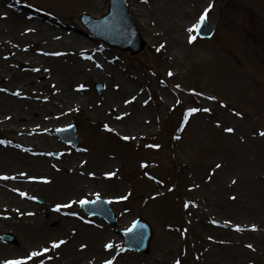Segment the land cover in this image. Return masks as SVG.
Wrapping results in <instances>:
<instances>
[{"label": "bare ground", "instance_id": "1", "mask_svg": "<svg viewBox=\"0 0 264 264\" xmlns=\"http://www.w3.org/2000/svg\"><path fill=\"white\" fill-rule=\"evenodd\" d=\"M188 1H198L202 9L211 4L208 12L212 15L218 13L216 0L203 3L199 0H164L158 5L153 0H129L130 10L139 23L146 25L154 42L164 45L165 54L176 60L188 42L189 32L184 23L188 16L185 8ZM254 1L264 3V0ZM82 4L91 10L102 8L100 0H82ZM237 5L238 0H226L230 15L236 11ZM155 11L166 16H159ZM177 14H182L184 20ZM228 29L238 48L240 41L235 28L231 24ZM94 52L93 44L51 14L14 0H0V141L4 142L0 143V174L9 180L0 181V194H7L0 195L7 199L6 202L0 201V230L16 224L19 233L24 235L25 243L21 250L26 253L23 256L41 252V256L35 257L38 264L41 261L43 264H88L90 258L104 255L116 256L118 259L114 264H177L184 248L176 228L157 244L155 254L149 260L140 263L133 261L135 256L127 252L106 248L105 245L111 242H107L109 235L101 226L93 223L88 227L81 223L82 218L76 212H67L74 207L76 196L81 194L87 183L97 190L117 187L114 196L122 188L114 171V160L98 144H90L80 157L72 155L69 164H53L44 155L47 148L55 145L46 136L48 129L75 113L82 115L84 136L88 135L91 122H99L105 132L143 137L151 131L155 115H158L155 104H166V92L157 81L143 83L131 70H115L109 63L110 58L93 55ZM6 53H10L9 57L5 56ZM222 61L216 59L215 63L228 70V63ZM23 62L30 64L37 74L48 75L42 83L48 86L46 101L41 83L33 80L22 84L25 79L16 63ZM90 78H96L106 86V95L100 100L79 87ZM10 79L18 84H10ZM2 88L6 92H2ZM24 107L30 109L32 116L29 120L25 119ZM216 111L218 113L219 110ZM28 121L31 124L26 127ZM257 140L260 142L261 139ZM205 158V155L200 156L192 164L176 159L185 169L190 188L198 192L205 209L185 219L192 263L264 264V202L253 198L255 191L261 192L260 169L238 150L232 157L221 161L206 162ZM217 164L221 167L217 168ZM20 165L24 166L10 172V167ZM85 166L89 168L86 170ZM23 169L26 171L22 172ZM106 173L113 175L107 176ZM24 179L30 184L22 183ZM25 190L28 194L39 191L49 200H58L63 217L57 219L54 228L48 229V221L30 210L28 205L31 204L21 200V193L28 195ZM209 207L235 211L236 215L240 211L252 219L236 216L239 219L236 220L232 215L219 219L216 215H209ZM6 216L11 220H5ZM51 216V220L57 218L56 215ZM111 239V244L115 245ZM41 240L46 243L42 244ZM54 242L57 247H53ZM0 248L3 247L0 245ZM5 261H11L10 257L0 254V264H5Z\"/></svg>", "mask_w": 264, "mask_h": 264}, {"label": "rangeland", "instance_id": "2", "mask_svg": "<svg viewBox=\"0 0 264 264\" xmlns=\"http://www.w3.org/2000/svg\"><path fill=\"white\" fill-rule=\"evenodd\" d=\"M14 1L52 14L56 20L67 24L93 46H96V54H93L98 55L101 53L110 58L109 62L114 63L113 69L120 72H124V69L131 70L134 75L142 79L143 83L149 84L155 80L163 86V90L166 92V104H155L158 115H155L151 131L141 137L139 143H137L136 138H134L132 145L125 144L118 138L116 139L118 143L115 145H119L117 150L120 151L118 155L121 157V161L120 159L116 160V165H120V172L118 171V173L121 174L120 180L122 183V188L117 191V194L120 195L118 197H126V199L112 201L111 198H115L114 194L117 187L110 188V190H97L96 187L88 183L81 190V194L76 196L75 202L77 205L75 210L73 208L71 210L77 211L84 222L94 223V220H96L109 235L106 237L107 242L112 243L111 238H113L114 247L127 251L131 254L130 256H135L132 258L133 261L143 263L155 254L157 244L170 233L169 227L182 224L183 227L178 228V234L181 240L184 239L182 245H185L186 252L185 256L179 259V263L188 264L193 261L191 245L186 238L185 219H190L192 215H196L205 209L201 199L197 196L198 192L190 188L185 169L182 168L180 162L176 161L178 158L189 164L204 155L206 162L221 161L227 157H232L235 150L242 151L249 160H252L251 163L255 165L254 167L260 169L261 192L255 191L253 198L264 202V135H261L264 132L263 2L238 0L239 6L237 5L236 11L234 10L233 14L230 15L226 0H216L218 2V13L212 15L207 12L206 15L208 23L217 27L214 36L210 39H200L196 33H192L197 36L196 41L192 44L187 42V46L182 49L176 60L166 55L165 51L160 48L158 41L154 42V38L147 33V26L139 23L130 10L131 3L129 0H126L128 13L146 42L145 48L133 56L98 40L79 21L81 12L88 13L93 17L104 14L108 8V0H100L102 8L98 11L87 7L82 8V0ZM153 1H156V5H158L164 0ZM199 1L203 3L205 0ZM63 2L69 7H64L66 5H63ZM34 4L39 8L35 7ZM48 4H52L56 7L54 9L60 13L49 11ZM142 5L144 6V4ZM145 7L148 9L149 5H145ZM185 8L188 16L184 23H186L188 29L197 23L206 8L202 9L203 6H200L198 1L196 3L188 1ZM155 13L159 16H166L161 11L159 13L155 11ZM68 14H73V17ZM177 16L179 19L184 20L182 14H177ZM231 24L241 38L238 48L232 41L231 32L228 29L231 28ZM189 35L191 34L189 33L188 37ZM37 47L39 46L34 48ZM158 48H160L159 51H157ZM216 59L227 62L230 68L228 70L221 69L216 65ZM16 68L23 73V79L26 82L35 80L42 83L46 79L43 74L32 72L30 64L20 63ZM169 72L172 75H169ZM96 82L102 83L104 86L101 95H97L93 89V84ZM9 83L18 84L12 79ZM84 86L91 92L92 95L90 96L96 100H100L102 96L106 95L107 89L104 82L96 78L88 79L84 82ZM4 90L3 88L2 91L4 92ZM189 108H197L200 111L191 114L188 125L184 127L186 110ZM206 108L210 111H203ZM216 110H219L218 113ZM24 111H26L25 118L29 120L31 118L30 109L24 107ZM202 112L206 114H201ZM81 116L80 113L76 116H69L64 120L67 122L60 126L69 125L72 121L78 123L76 133L80 139V144L76 148L66 146L53 137V130L59 126L54 125L49 129L48 136L55 140L56 145L53 149L47 150V158L53 163L68 161L70 155H64L67 150L79 157L86 146L92 141H96L93 139L96 133L94 127L91 130L92 135L85 138L82 136ZM227 128H232L234 131L228 132L225 130ZM257 138L261 139L260 142ZM103 140L107 141L105 137L103 139L101 137L100 142L102 144H104ZM108 142L111 141L108 140L106 143ZM101 143L99 144L102 146ZM153 145H159V147H153ZM75 151H79V154ZM55 152H58V154L55 155ZM148 161H155V165L149 166ZM84 168L88 169L89 167L85 166ZM18 169H21V167L9 168L10 171ZM93 191H95V194L89 196V192ZM97 193L111 201L109 205L116 214V225H107L94 216L85 215L80 210L78 201L85 198L93 199ZM0 195L6 196L7 194ZM27 198V201L33 204V206L28 205L29 209L36 210V214L42 220L48 221L50 229L56 226L59 217H63L51 208L58 200H49L44 193L39 191L32 192ZM36 199L40 201H36ZM0 201L6 202L7 199L0 197ZM186 204L187 207H185ZM207 212L210 216H218L219 219H225L226 216L230 215L232 217L238 216L244 220L247 218L252 219L250 216H243L240 211L236 215L235 211L225 212L221 209L209 207ZM51 215H56L57 219L51 220ZM137 216H141L152 227L150 248L146 254L123 249L121 245L120 231L129 227ZM9 218L10 216H6L5 220ZM236 220L239 219L236 217ZM10 225L2 228L0 234L10 231L15 235L18 243L12 244L3 242L0 239V245L3 247L0 248V254L10 257L11 261L22 260L23 264L26 262L30 264L38 263L35 257L28 259V257L23 256L26 253L21 250V246L25 243L23 232L19 233L20 230L16 224ZM84 225L89 227L88 224ZM36 243L33 242L32 244ZM41 243L44 244L46 241L41 240ZM37 246L45 247V245ZM106 260H109V258L105 255L104 257L96 256L90 258L88 264L101 263ZM111 260L113 262V258Z\"/></svg>", "mask_w": 264, "mask_h": 264}, {"label": "snow or ice", "instance_id": "3", "mask_svg": "<svg viewBox=\"0 0 264 264\" xmlns=\"http://www.w3.org/2000/svg\"><path fill=\"white\" fill-rule=\"evenodd\" d=\"M211 7H212V5L210 4L209 7L206 8V9L204 10V13H202V14L200 15L199 20L197 21V23L193 24L190 28L187 29V31L191 34V35H189V37H188V43H189V44H192L194 41H196L197 36H196L195 34H192V33H195V32H197L198 30H200L201 25L203 24V22H204L205 19H206L207 12L211 9ZM163 47H164V45H161V46H160V48H163ZM160 48H158L157 51H159ZM168 74H169V75H172L171 72H169ZM79 87H80V88H83L84 86H83V85H80ZM117 87H118V86H117ZM18 94H19V93H17V95H18ZM210 98H211V97H210ZM133 99H135V97H133ZM125 103H128V101H125ZM145 103H147V101H145ZM186 111H187V115L185 116V123L187 122L188 116H190V115L193 114V113H196L197 111H200V109H197V108H189V109H187ZM203 111L207 112V111H210V109H207V108H206V109H203ZM237 115H239V113H237ZM105 128H108V125H105ZM225 130L228 131V132H232V131H234V129H232V128H227V129H225ZM261 135H264V132H262ZM124 139H128V137H124ZM0 143H4V142H3V141H0ZM153 147H159V145H153ZM142 166H144V165H142ZM216 167L219 168V167H221V165L217 164ZM22 175H24V174L22 173ZM90 175H94V174H91V173H90ZM105 175H107V176H111V175H113V173H106ZM4 178L7 179L8 177H4ZM233 183H235V181H233ZM21 195H24V193H21ZM33 199H35V197H33ZM119 199H126V197H120ZM233 199H235V197H233ZM98 202H100V195H99V193L96 194V199L93 200V201H90V200H88V199H86V198H85V199H80V200L78 201V203H79L81 206H83V205H87V204H90V203H91V204H95V203H98ZM108 202L110 203L111 201H108ZM187 206H188V205L186 204L185 207H187ZM61 207H62L61 205H56L55 210H56V211H59ZM63 207H69V205H64ZM70 214H71V215H77L76 213H70ZM139 227H140L139 224L134 223L133 226H132V228L127 229L126 232H127V233H133V232H135ZM252 227L255 228V225H253ZM238 230H239V229H238ZM137 235L139 236L140 234L137 233ZM59 243L62 244V243H64V241H60ZM57 246H58V244L54 242V243H53V247H57ZM81 247H84V246L82 245ZM105 247L108 248V249H111V248L113 247V245H112L111 243H109V244L105 245ZM248 247L251 248L252 245H248ZM44 251L47 252V249H44ZM41 255H42L41 252H32V253L30 254V256L28 257V259H31V258H33V257H39V256H41ZM5 264H23V261H22V260L5 261ZM41 264H43V261H41ZM105 264H113V262H112L111 259H109V260H106V261H105ZM177 264H179V261H177Z\"/></svg>", "mask_w": 264, "mask_h": 264}, {"label": "water", "instance_id": "4", "mask_svg": "<svg viewBox=\"0 0 264 264\" xmlns=\"http://www.w3.org/2000/svg\"><path fill=\"white\" fill-rule=\"evenodd\" d=\"M129 35L132 36V35H133V31H129ZM102 36H104V38H105L106 40H108V41H110V42H112V43H114V42H119L116 38L110 36L108 33H103ZM119 43H120V42H119ZM123 45H124V44H123ZM140 47H141V46H140ZM140 47H139V48H140ZM135 51H137V49H135ZM139 230L142 232L143 236H144L145 238H147V240H148L150 234L146 232L145 227H139ZM145 240H146V239H145Z\"/></svg>", "mask_w": 264, "mask_h": 264}]
</instances>
